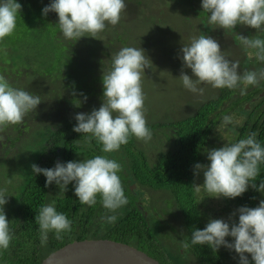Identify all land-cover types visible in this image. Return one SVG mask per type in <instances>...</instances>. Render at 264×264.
Returning a JSON list of instances; mask_svg holds the SVG:
<instances>
[{"label": "trees", "instance_id": "obj_1", "mask_svg": "<svg viewBox=\"0 0 264 264\" xmlns=\"http://www.w3.org/2000/svg\"><path fill=\"white\" fill-rule=\"evenodd\" d=\"M17 2L22 5L17 15V27L11 36L0 42V76H3L10 86L28 93L31 91L29 87L33 86L41 87L43 90L57 88L62 91L60 96L57 95L60 93L57 90L39 91L38 96L42 98L43 107L38 106L37 112H29V118L27 114L18 124L0 127V173L7 165L8 159L5 157L9 154L11 156L23 136H27L34 124L42 120L45 128L53 127V130L40 134L43 137V145L38 153L37 165L52 168L57 161L67 163L80 161V158L84 157L90 159L97 155H108L121 165L118 175L129 203L118 210L116 213L118 218L114 224L106 223L101 219L106 214V209L102 207L99 196L95 206L81 205L75 195V182L69 184L66 191H61L55 183L45 187L46 177L42 174L34 175L33 172L29 176L28 168L26 176L22 177L16 187V203L10 204L11 206L7 208L6 216L10 222L13 239L9 248L3 250L0 264H42L49 254L67 243L89 238H109L134 244L163 263H169L170 260L169 264H189L184 259L189 254L194 258L193 264H239L238 254L223 246L217 252H213L207 245L191 244L192 232L195 229L203 230L208 224L209 217V214L200 210V198L192 187L194 181L198 185L204 183V176L201 173L196 178L193 169L196 163H210L207 159V150L224 146L216 128L221 116H232L230 113L241 116L242 122L232 125L234 138H231L229 144L238 142L255 131L257 140L264 146V81H260L256 86H248L243 95L240 88L215 89L204 84L205 93L208 92L207 97L191 104L189 107L194 105L193 109L188 108L185 114L173 115L171 120L162 122V126L169 129L165 140L169 145L163 146L168 149L159 153L154 164L148 161L147 155L138 147L139 140L135 137H130L129 143L122 145L119 151L105 154L101 150L102 145L95 139L89 141L86 135L73 131L74 125L77 124L76 120H69L63 125H49L52 119L50 113L54 111L55 105L84 103L82 106L84 110L99 109L103 102V91L100 90L103 88L101 72L93 69L88 77L84 75L85 81H76L77 63H81L78 58L84 56L83 50L79 48L80 39L76 41L64 38L58 26L57 13L50 12L47 17L43 15L42 9L50 5V0ZM174 2L179 10V15L175 19L182 22V27H185L187 32L193 33L191 23H186L191 15L201 27L200 36H210L216 41L218 38L231 37L232 46L237 47L240 52L237 59L240 62L238 69L240 74L252 71V65L256 67L255 71L264 69V62L259 61L254 54L252 57L249 55L255 50L244 48L240 40V36L264 39V31L243 24L225 30L209 23L210 13L204 12L202 0ZM166 23L157 25L155 30L157 36L165 32L163 29ZM112 31L116 32L114 29ZM126 35L125 32H118V39L122 46L130 47L127 44L129 35L127 37ZM138 42H142L145 48L146 41L143 38ZM103 43L105 45L103 47L110 44L107 40ZM220 46L226 59L237 61L231 57V45L223 42ZM109 52L111 53L107 49H100V53L93 51V54L101 57L102 54L110 55ZM95 64L100 66L97 61ZM151 66L154 67L152 64ZM88 80L91 82H87ZM83 87L90 89L89 94L83 92ZM243 87L241 85V88ZM52 94L55 104L50 103V100L43 102V97ZM68 109L63 111L67 112ZM81 109L79 104L78 111ZM45 116L48 118L47 121ZM147 125L151 132L158 128V124L153 122H148ZM8 130H12V133L6 132ZM51 140L53 144L49 147ZM261 181H264V164L260 165V174L253 182L259 186ZM50 191L54 194L50 195ZM146 191H160L166 195V208L174 216H179L182 223L180 229L175 230L172 227L169 232L164 228L159 215L155 218L149 211L146 213L141 203ZM206 199L207 197L204 198L203 204L207 203ZM261 200H264V193L249 186L242 196L229 198L225 209L232 214L231 210L235 212L242 206L255 208ZM52 201L57 212L64 213L72 221V231L64 234L62 240H57L55 234L50 232L47 245L41 246L39 225L35 222V217L41 206ZM153 211L156 209L152 207ZM234 219L238 223V214ZM161 238L170 242L167 244ZM177 240L180 242L181 251L169 250L168 247L174 246ZM227 240L232 242L233 238L227 237ZM185 241L189 244L188 248L183 247ZM246 255L250 264H255L251 254Z\"/></svg>", "mask_w": 264, "mask_h": 264}, {"label": "clouds", "instance_id": "obj_2", "mask_svg": "<svg viewBox=\"0 0 264 264\" xmlns=\"http://www.w3.org/2000/svg\"><path fill=\"white\" fill-rule=\"evenodd\" d=\"M125 8L124 0H52L42 13L45 17L50 12L57 13L64 38L78 41L84 36L97 38L105 30L106 22L117 25ZM202 8L210 13L209 23L219 28L228 30L243 24L264 31V0H202ZM21 9L17 0H0V42L15 31ZM240 40L244 48L255 50L250 55L254 54L264 62V39L240 36ZM181 53L179 58L183 66L179 78L184 88L194 94L202 96L204 88L198 85L206 84L215 89L240 88L243 95L248 86L264 81V69L240 74V62L226 59L219 43L210 36L193 37L190 44L183 45ZM149 60L142 48H121L112 57L111 70L103 72L102 105L90 113H77L73 131L86 135L89 141L95 139L105 154L119 151L122 145L129 143L130 137L144 143L151 141L142 90V73L151 68ZM184 69H191L193 76L186 74ZM40 103V96L14 88L0 76V127L20 123ZM237 123L232 116L223 117L224 125ZM207 159L210 163L194 165V176L198 178L201 173L204 176L202 186L193 182L192 187L197 193L203 188L209 196L235 199L249 186L264 193V181L259 186L253 182L260 174V165L264 164V146L257 140V132L249 133L238 142L207 150ZM31 168L34 175L46 177L45 187L55 183L61 191H66L68 185L75 182V195L81 205L95 206L99 196L106 209L101 219L106 223L114 224L118 210L129 203L118 175L121 165L108 155L67 163L57 161L52 168L32 164ZM6 193L7 188L0 189L2 250H7L13 239L4 211L8 203ZM237 214L238 223L234 219ZM229 219L231 223L224 219H210L203 230L192 232L191 244L207 245L213 252L223 246L238 254L239 264H250L246 253L251 254L255 264H264V200L255 208L240 207ZM35 222L39 225L41 246L47 245L50 232L57 240H62L64 234L72 231V221L64 213L57 212L54 203L41 206ZM227 237H232L233 241L229 242ZM183 247L188 248V242H183Z\"/></svg>", "mask_w": 264, "mask_h": 264}, {"label": "rangeland", "instance_id": "obj_3", "mask_svg": "<svg viewBox=\"0 0 264 264\" xmlns=\"http://www.w3.org/2000/svg\"><path fill=\"white\" fill-rule=\"evenodd\" d=\"M51 2L52 0H50V4ZM124 2L126 4V8L122 11L120 22L117 25L112 26L106 22L105 30L99 33L97 38L89 36L80 38L81 44L79 48L83 50L84 56L78 58L81 63H77L78 68L76 74L78 75H75V77L76 81H85L84 75L88 77L90 71L93 69H97L99 72H101L100 76L102 77L103 72H108L111 70L112 57L124 47L119 42L118 32H125L127 35H129L127 44L130 45V47L142 48L145 51V55L150 59L149 63L154 65V67L151 66V68H146L142 73V90L145 95V117L147 123H156L158 124V128L156 131L152 132L151 141L148 143L138 141V147L147 155L148 161L151 164H154L158 160L159 153L165 152L168 149L167 147L164 148L163 146L169 145V143L165 141L167 139L169 129L164 128L162 126V122L171 120L173 115L185 114L188 108H191L190 110L193 109L194 105L189 107L191 104H194L201 98L208 96V92L206 91L205 93L204 84L198 85V87L204 88V93L201 96L185 89L182 81L179 78L181 74V68L183 66V62L179 58L182 54L181 49L184 44H190L193 37L198 38L200 36L199 33L201 31V27H199V23L194 20V17L190 15L186 23H191V26L193 27V33L187 32L186 28L182 27V22L178 19H175L179 15V10L176 8L174 0H124ZM133 4L135 5L133 6ZM56 16L58 17V14ZM164 22H167L163 29L165 32L157 36V32H155L157 25ZM183 24L185 25V22ZM113 29L116 30V32H113ZM142 38L146 41L145 48L143 47L142 42H138L141 41ZM106 40L110 44H108L107 47H103L105 46L103 42ZM217 42L219 45L225 42L226 44L232 46L230 36L228 38L224 37V39L218 38ZM99 48L101 50L107 49V51H111V53L109 52L110 55L106 56L102 54L103 56L101 55V57L104 58L103 60L98 54H93V51L100 53ZM239 53L240 52L238 51L237 47L232 46L231 57L237 60ZM250 57H252V55H250ZM96 61L99 62L100 66L95 64ZM251 69L252 71H255L256 67L252 65ZM184 71L189 76H193L191 69H184ZM60 82H62V80H60ZM87 82L90 83L91 80H88ZM76 84L77 86L79 85L78 83ZM102 85L103 81L101 80V86ZM29 88V90H31L29 93L32 95H38L39 91H62H59L57 88H49L47 90H43L41 87L34 86ZM82 90L84 93L89 94L90 92V89L86 87H83ZM100 90L104 91L103 88ZM53 95L54 94L43 97V102L50 100V103L55 104L56 102L52 100ZM57 95L60 96L61 92ZM40 99H42L41 96ZM79 104L80 108H82L81 111H78ZM38 106L43 107L41 103ZM82 106H84V103L68 105L62 104L61 106L55 105V107H53L54 111L51 112L50 115L52 116L53 120L57 121V123L50 119L49 125H63L69 120H76L75 115L77 113H90L92 111L84 110ZM56 107H58V109ZM67 108H69L68 111L64 112L63 110ZM38 110L39 107H37V109L34 111L37 112ZM46 110L48 111V109ZM230 114H232V117L235 121H238V123L242 122L241 116H237L235 113ZM223 117L224 116H221L216 131H218L221 142H224L225 145L226 143H230L231 138H234V136H232L233 124L224 125ZM27 118H29V113ZM45 120H48L47 116H45ZM52 130L53 127L45 128V124L42 120L35 123L34 127L31 129V132L28 133L27 136L24 135L22 141L17 144L11 156L9 154L5 157V159H8V161L6 168L0 173V189L7 188L6 195L8 197H6V199L8 200V203L4 206V211L6 214L7 208L11 206L10 204L16 203V187L18 186L19 181L22 180L23 176H26V170H28V168L30 176L32 173L31 165L38 163V153L43 145V137L40 134H44L46 131L49 132ZM11 131L8 130L6 132L12 133ZM52 144L53 143L51 140L49 147H51ZM85 159L88 158H80V161ZM199 185L202 186L203 183ZM52 194H54L53 191H50V195ZM209 195L210 194L207 193L203 188H201V191L197 193V196L200 198V210L206 212V214H209L207 222H209L210 219H224L226 222L231 223L232 221L229 219L231 214L225 209L226 201H228L229 198H215ZM205 197H207V203L203 204L202 202ZM165 198L166 195L163 192L146 191L142 197L141 203L144 209H146V213L149 211L155 218L159 215V218H161L162 222L164 223L165 229L169 231L172 227H174L175 230H178L182 226L181 219L179 216H174L172 212L167 210ZM52 203L53 201L50 204ZM152 207L155 208L156 211L152 212ZM231 211L234 212L233 210ZM161 239L164 242H167V244L170 242L167 241V239ZM131 245L137 247L134 244ZM168 248L171 251H181L180 242L177 240L174 242V246L170 245ZM2 256L3 250L0 249V258ZM233 257H236V255H233ZM184 259L189 264H193L194 262V258H192L189 254H187ZM158 260L162 264L171 263L170 260L168 261L169 263H163L160 259Z\"/></svg>", "mask_w": 264, "mask_h": 264}, {"label": "water", "instance_id": "obj_4", "mask_svg": "<svg viewBox=\"0 0 264 264\" xmlns=\"http://www.w3.org/2000/svg\"><path fill=\"white\" fill-rule=\"evenodd\" d=\"M42 264H162L129 243L94 238L76 240L49 254Z\"/></svg>", "mask_w": 264, "mask_h": 264}]
</instances>
